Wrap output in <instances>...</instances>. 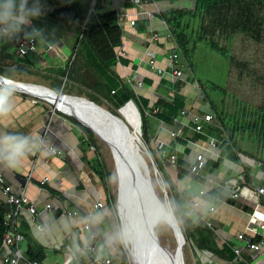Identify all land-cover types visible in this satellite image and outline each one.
<instances>
[{
    "label": "crops",
    "instance_id": "obj_1",
    "mask_svg": "<svg viewBox=\"0 0 264 264\" xmlns=\"http://www.w3.org/2000/svg\"><path fill=\"white\" fill-rule=\"evenodd\" d=\"M110 2L112 7L119 11V23L123 29L120 46L123 54L116 65L117 72L123 78H129L135 72L142 75L146 84L147 82L150 84H147V89L138 91L149 98V92L156 90L154 81L158 79V75L148 65V60L153 58L159 65H166L173 47V40L167 35L169 27L160 14L171 8H184L188 2L180 0L171 4L166 1L150 0L142 6L134 4L133 0ZM132 20H135V25L131 24ZM156 35L159 36L158 39ZM64 37V40L52 41L46 35V42L38 44V50L26 57L17 54L12 40L0 41L2 57L0 68L9 69L16 65V68L22 71L13 76L15 81L43 85L55 90L54 86H58V82L54 81L56 78L54 75H49L51 74L49 71L63 66L68 58L70 49L67 40L70 33ZM45 43L49 44L48 48L44 47ZM234 45L241 47L243 43L236 41ZM206 50L210 51L208 48ZM159 56L162 58L159 59ZM186 77L188 79L187 74ZM196 89L195 82H186L182 87L183 96L191 107L204 115L205 112L212 111L211 105L204 99L199 89ZM157 91L162 95L166 94L164 91L160 92V89ZM60 92L63 93L62 89ZM43 101L17 92L15 113L3 122L10 132L39 133L48 144L55 145L63 152L61 156L37 153L18 171L2 167L6 183L16 192L24 190L25 194L37 203L39 212L37 216L30 214L27 207L21 211L18 217L19 229L25 232L28 244L30 242L34 248L44 249L45 258L39 264H94V256L100 258L109 256L113 261L120 262L125 248L119 217L118 214H111L109 211L101 180L90 167L80 147L81 131L68 115L54 110L51 104L48 105V101ZM155 101L156 99L152 98L151 103ZM189 111L187 121L192 123L193 116L198 112ZM215 124L221 125L217 115ZM172 130L171 125L160 122L157 134L159 152L161 148L168 151L170 149L171 152L170 145L174 141ZM205 131L206 135L197 138L195 135L198 134L187 129L188 143L175 145V150L173 149L171 153L177 155L178 161L177 165L171 167L175 170L178 166L188 169L195 161L197 152L203 148H211L209 137H220L218 134L220 130L214 125H207ZM93 151L90 149L88 157ZM220 152L224 158L223 167L214 174L220 183L201 197L203 207L195 208L188 204L186 211L197 223L211 222L217 241L220 244L232 243L234 247L239 244L238 233L249 224L255 208L257 207L258 212L264 215V196L256 192V186L264 185V168L263 165L262 168L257 166L259 161L238 152L232 155L231 151L224 150L223 146ZM165 164L166 168L170 167L167 161ZM45 178H48V181L42 183ZM175 183L180 191L189 190L196 194L195 197L201 189L208 190L205 178L198 179L193 176L184 181L177 179ZM235 187H238L240 193V198L236 200L231 197ZM215 189L218 194H212V190ZM0 194L2 199H5L1 188ZM99 199L105 206L102 209H95L94 204ZM48 202L54 205L51 211L45 208ZM234 202L240 205H235ZM211 207L215 210L211 211ZM75 210L79 213L76 217L68 215ZM253 225L257 227V224ZM255 239L258 240V236ZM26 246L27 241L22 244L23 249ZM215 262V264H264V256L245 248L241 260L234 257L233 260L216 259Z\"/></svg>",
    "mask_w": 264,
    "mask_h": 264
},
{
    "label": "trees",
    "instance_id": "obj_2",
    "mask_svg": "<svg viewBox=\"0 0 264 264\" xmlns=\"http://www.w3.org/2000/svg\"><path fill=\"white\" fill-rule=\"evenodd\" d=\"M45 1L54 9L33 23L46 29L52 41L64 40V36L70 33L67 40L70 52L65 64L49 71V75H54L55 81L58 82L55 90L60 92L62 89L64 94L87 97L100 106H106L115 114H119L117 110L133 100L141 115L142 138L152 153L158 170L168 182L172 205L187 243L193 252L200 254L201 263L215 264L216 259L233 260V244H220L213 229L204 222H195L188 214L187 206L196 194L189 190H179L173 178L167 175L165 161L157 149L159 142H156V138L160 122L179 127L175 118H180L182 109L195 110L202 115L201 112L191 107L182 94L169 98V88L165 86H162L160 92L164 91L166 94H161L158 100L151 103L149 98L134 88L131 81L118 74L117 48L122 45L123 29L119 23V11L112 7L110 0ZM152 1L175 4L180 0ZM186 1V7L171 8L160 14L172 33V39L181 50L184 71L190 81L198 84L204 99L217 115L222 125L218 138H226L223 149L230 150L232 155L238 152L255 159L261 162L264 168V147L263 150L252 152L242 149L239 145L241 140L249 141L248 139L252 142L253 139L254 142H264V0ZM236 41L242 42L243 45L234 47ZM207 48L210 49L209 53H212L203 55L206 70L209 68L208 72H211V64L215 67L227 65L225 83L216 79L210 86L198 75L197 72L203 68L200 53L202 50L207 52ZM55 59L57 60L56 57ZM21 71L16 67L0 68V74L7 73L12 78ZM230 84H233L236 92L239 90L238 93L243 97L230 93ZM229 94L234 98L228 100ZM236 101L239 102L238 109L231 110ZM119 115L127 123L138 125L137 115L131 104ZM71 119L81 131L80 147L90 167L101 180L107 207L111 214H117V196L113 191L114 171L104 158L100 140L77 119ZM187 141L188 138H174L170 145L171 152L175 150V145H186ZM92 147L93 154L88 157ZM171 152L169 149V153ZM223 162L222 156L209 160L205 172L218 173L223 167ZM193 176L189 169L178 166L176 178L179 181ZM212 194H218V191L212 190ZM234 204L240 205L238 202ZM9 211L10 205L0 196V247L6 231L5 218ZM20 232L24 235V242L27 241L24 248L25 258L29 262L41 263L45 258L44 249H36L30 242L28 244L25 232ZM115 264H130L124 249L121 261Z\"/></svg>",
    "mask_w": 264,
    "mask_h": 264
},
{
    "label": "built area",
    "instance_id": "obj_3",
    "mask_svg": "<svg viewBox=\"0 0 264 264\" xmlns=\"http://www.w3.org/2000/svg\"><path fill=\"white\" fill-rule=\"evenodd\" d=\"M150 0H133L134 4L138 6H142L145 3H148ZM45 4V14L52 11L54 7L49 4L47 1L44 2ZM132 25H135V20L131 21ZM37 26V25H36ZM168 26V25H167ZM38 27V26H37ZM168 37L172 39V33L169 29ZM157 39L159 38L158 35L155 36ZM173 40V39H172ZM16 52L20 57L30 56L31 54L35 53L38 50V42L35 43V50H32L33 43L25 38V35H18L16 38L12 40ZM122 48L119 47L117 49V56L120 59L122 55ZM119 61V60H118ZM0 63H2V57H0ZM148 65L152 70H154L157 75L158 79L155 80L158 82L159 87L165 86L169 88L168 97L174 98L178 94H182V87L186 84V82H190L184 71L185 65H183L181 61V50L178 45L173 40V47L170 51V54L167 58V64L164 66L159 65L158 61L153 58H149ZM17 67L16 65L13 68ZM128 79L133 83L134 88L138 90H145L148 88V85L145 82V78L140 75L139 73H133V76ZM179 86V87H178ZM181 86V87H180ZM156 87V90L153 92H149V99L152 98L158 100L161 94L157 91L160 89ZM25 93V92H23ZM30 96H33L29 93H25ZM36 99L44 100L43 98H39L33 96ZM46 101V100H44ZM157 110H155L156 112ZM190 115V111L188 109H182L180 112V118H175V122L179 124V127H173L171 135L173 138H183L187 139L186 131L187 129H191L195 134L198 135H206L205 127L207 125H214L220 130H222L221 125L215 124L216 115L213 111L205 112L204 115L196 114L192 118V123L187 121V117ZM224 139H219L217 136H210L209 137V145L211 148L209 149H201L200 152H197L195 161L188 167V169L194 174L196 178H205L207 183L206 189H201L198 192V195L192 198L189 201V204L195 208L203 207V203L200 201L201 197L209 191V189L215 188L220 182L214 174L207 175L205 173L206 166L211 159H217L221 157L220 148L223 146ZM192 141V140H191ZM156 142H158L156 138ZM195 142V141H194ZM55 147L56 151L51 156H61L63 155L62 150H60L55 145L49 144ZM91 149L94 150V147ZM160 156L164 161L169 162L172 165H177L178 157L176 154L169 153V151L165 148L160 149ZM257 166L262 168V163L257 162ZM264 177V171H263ZM42 183L48 181V178H45ZM0 188L1 192L4 194L3 199L6 203L10 205V211L7 213L5 218V226L6 231L5 235L0 247V264H21V262H28L29 264H39L38 262H29L24 256V249L22 244L24 242V235L20 232L19 229V221L18 217L24 208H28V211L33 216H37L39 214L37 203L35 200L30 199L24 192L21 190L20 192H16L10 184L6 183L5 174L3 168L0 167ZM256 192L258 195L264 196V185L256 186ZM231 197L233 199L240 198V193L238 191V187H235L232 190ZM53 203L48 202L45 204V208L49 211L53 209ZM105 206L102 200H97L94 204L95 209H102ZM211 211H214L215 208L211 207ZM79 213L75 211H71L68 213L71 217H76ZM209 228L213 229V225L211 222L205 223ZM253 224H257L255 227ZM43 229V226H41ZM256 236H258V240H256ZM237 240L239 244L234 246L233 250L235 252V259L241 260L242 259V252L243 250L249 249L254 251L260 255L264 256V215H261L258 212V208L256 207L254 212L251 214L250 222L245 227L242 232H239L237 235ZM94 264H115L113 259L109 256L107 257H97L94 256L93 260Z\"/></svg>",
    "mask_w": 264,
    "mask_h": 264
},
{
    "label": "water",
    "instance_id": "obj_4",
    "mask_svg": "<svg viewBox=\"0 0 264 264\" xmlns=\"http://www.w3.org/2000/svg\"><path fill=\"white\" fill-rule=\"evenodd\" d=\"M45 48L49 47L48 43L44 44ZM18 83L42 87L48 89L55 94V101H48L54 110L60 111L68 116L77 119L81 124L93 131V133L102 141L97 130L98 128L110 141L115 159V173L117 172L118 193H117V214L121 223L122 232L124 236V248L128 255L130 264H135L132 260L131 254L126 244V233L124 228V217L121 213V203L123 205V213L126 222L130 224L133 230V245L137 253V259L140 264H185L184 247L187 243L180 221L170 203V201L163 199L159 192L153 185L150 168L144 157V142L141 138V115L133 100L128 101L124 106L119 108L118 113L128 105H132L138 119L137 128H130L127 121L119 114H115L104 106H100L94 101L84 96H77L74 94H64L57 92L49 87L25 83L17 81ZM19 92L29 93L33 96L43 98L40 95L31 93L28 90H20ZM65 98H73L82 101L87 105V111H84L94 125L91 126L85 123L75 115L67 114L61 111L58 106L59 100L64 101ZM58 99V100H57ZM95 111L96 113L92 112ZM100 112L111 117L112 120L108 121L100 115ZM163 190L167 193L166 189ZM171 217V219H169ZM168 219L173 225L175 230L181 237V242L178 247L175 257H166L165 253L157 252L151 243V238L156 240L159 244L158 233L156 227L160 225L161 221ZM159 246H161L159 244ZM158 254H157V253Z\"/></svg>",
    "mask_w": 264,
    "mask_h": 264
},
{
    "label": "clouds",
    "instance_id": "obj_5",
    "mask_svg": "<svg viewBox=\"0 0 264 264\" xmlns=\"http://www.w3.org/2000/svg\"><path fill=\"white\" fill-rule=\"evenodd\" d=\"M44 14V0H0V41L8 42L24 33L34 51L36 41L46 42L44 30L33 24ZM20 90L9 74H0V167L10 171L20 170L37 153L56 151L39 133L10 132L4 126L15 113V97Z\"/></svg>",
    "mask_w": 264,
    "mask_h": 264
},
{
    "label": "rangeland",
    "instance_id": "obj_6",
    "mask_svg": "<svg viewBox=\"0 0 264 264\" xmlns=\"http://www.w3.org/2000/svg\"><path fill=\"white\" fill-rule=\"evenodd\" d=\"M39 28L43 29L42 27H39ZM43 30H44L45 36L47 35V37H49V39L52 40V38L49 36L48 31L46 29H43ZM41 43L42 42L38 41V44H41ZM206 53H209V51L205 52V51L202 50L201 53H200L201 54V61H202L201 65L203 66V68L200 71L197 72L198 75L204 81H207L210 86L214 84V81H217L216 79H219L221 82L225 83L226 82V77H227V72H228L227 65H225L224 67H223V65H218L217 67H215L214 65L211 64L210 65V71L211 72L209 73L208 72L209 68H207V70H206V67L204 66L205 63L203 64V62H204L203 61V55L204 56L207 55ZM210 53H212V52H210ZM161 58L162 57L159 56V59H161ZM181 61H182V58H181ZM204 67H205V72H204ZM54 81H55V79H54ZM154 83H155L154 84L155 87H159L158 82L154 81ZM230 83H231V81H230ZM196 86H197L196 90H198L199 86H198L197 83H196ZM228 86H229V92L230 93H232L236 97L241 96V94L238 93L240 91L238 90L236 92V88L233 86V84H230ZM54 87L57 89V86H54ZM159 88L161 89L162 86H160ZM198 91L200 92V90H198ZM234 96L231 97V95L229 94L228 97H227V95H226L228 100L233 99ZM241 97H243V96H241ZM204 101L205 100H203V102ZM43 102H46V101H43ZM48 105L50 106V103H48ZM238 105H239V102L236 101L234 103V106L231 108V110H234V109L237 110L238 109ZM104 107L107 108L106 106H104ZM68 117L73 118L72 116H68ZM128 124H129L130 128H132V129L137 128V126H138L137 124L130 123V122ZM141 138H142V136H141ZM142 140H143V138H142ZM248 140L249 141L241 140V142H239V145H240V147L242 149L250 150L252 152L255 151V150H258V149L263 150L264 142H254V139H253V142L250 139H248ZM143 142H144V140H143ZM100 145L102 146V152H103L105 160L108 163V166L114 171V175H113V191H114V194H116V196H117L118 188H116L115 165L112 162L113 159H112V156H111V152L106 147L105 142H102L100 140ZM157 146H159V144ZM144 147L145 148H143V150H144V154L143 155H144V157H145V159H146V161H147V163L149 165L150 174H151L153 185L156 188V190L159 192L160 196L163 199L170 201V203L172 205V195H171V191H170V187L168 185V182L165 180L163 174L158 170V168H157V166L155 164V160H154V158L152 156V153L147 148L145 142H144ZM157 149L159 150V147ZM167 165L170 166V167L166 168L167 175L171 176L173 178L174 182H176L177 181V179H176L177 170H175L174 167H171L173 165L169 164V162H168ZM163 187L166 189L167 193L163 190ZM172 207H173V205H172ZM173 209H174V207H173ZM160 223L161 224L156 227V230H157V233H158V236H159L160 240L165 245H170L171 247L176 248V245L178 243V239H177V233H176L174 227L172 226L170 221H168V219H164ZM120 228H121V234H122V242H123V245H124L125 243H124V236H123V232H122L121 223H120ZM183 247H184L185 264H200L201 263L200 262V254L193 252V250L191 249V247H190V245L188 243L183 245ZM131 257H132V255H131ZM201 264H203V263H201Z\"/></svg>",
    "mask_w": 264,
    "mask_h": 264
},
{
    "label": "bare ground",
    "instance_id": "obj_7",
    "mask_svg": "<svg viewBox=\"0 0 264 264\" xmlns=\"http://www.w3.org/2000/svg\"><path fill=\"white\" fill-rule=\"evenodd\" d=\"M18 84L21 87V90H28V91H30L33 94L42 96L43 99H47V100H50V101H55V99L58 98V97L55 96V94L53 92L49 91L48 89H45V88H42V87L27 86V85H24V84H21V83H18ZM58 106L60 107L61 111L65 112L67 114H70V115H75L78 118H80L82 121H84L85 123H88V124H90L91 126L94 127V125L90 121L89 117L84 112V111H87L89 109H88L87 105L82 103V101L76 100V99H73V98H65L64 101L59 100ZM91 111L96 113L93 110H91ZM100 115L102 117H104L108 121L112 120L111 117L106 116V114H104L103 112H100ZM94 128L97 130V132L99 133L100 137L102 138V142H105L106 147L111 152V156H112V159H113L112 162L115 165V159H114L113 150H112L111 145L109 143L110 141L108 140L107 136H105V134H103V132H101L100 130H98V128H96V126ZM118 181H119V177H118V174L116 172V188H118ZM122 209H123V205L121 203V213H122V215L124 217V228H125L126 241H127L126 244H127L128 248L130 250L129 252L132 255V259H133L134 263L135 264H140V262L137 259V253L134 250L133 230L131 229L130 224H128L126 222V219H125V216H124V213H123ZM176 233H177V239H178V243L176 245V248H173L170 245H165L164 243H162V241L160 240L159 236H158V240H159V244L161 246H159V244H158V242H156V240L151 238V243H153V247L155 248V250L157 252L165 253L166 257H168V258L169 257H173L174 258L175 254L177 253V250H178V247L180 245V242H181V237L179 236L177 231H176Z\"/></svg>",
    "mask_w": 264,
    "mask_h": 264
}]
</instances>
